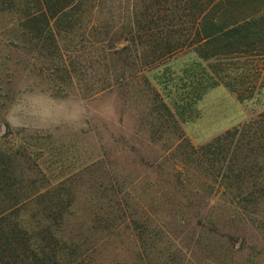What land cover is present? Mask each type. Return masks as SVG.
Listing matches in <instances>:
<instances>
[{"label": "rangeland", "instance_id": "rangeland-1", "mask_svg": "<svg viewBox=\"0 0 264 264\" xmlns=\"http://www.w3.org/2000/svg\"><path fill=\"white\" fill-rule=\"evenodd\" d=\"M125 6L109 0L101 15L120 26ZM22 23L0 13V156L36 187L70 183L76 213L66 224L88 238L90 264H264V202L245 213L192 165L177 181L181 139L155 132L164 121L151 88L167 104L179 99L176 77L192 55L124 68L134 77L119 81L123 62L102 59L98 27L62 25L38 41ZM257 69L249 98L222 85L205 92L178 121L182 138L198 147L262 112L264 57Z\"/></svg>", "mask_w": 264, "mask_h": 264}, {"label": "trees", "instance_id": "trees-1", "mask_svg": "<svg viewBox=\"0 0 264 264\" xmlns=\"http://www.w3.org/2000/svg\"><path fill=\"white\" fill-rule=\"evenodd\" d=\"M108 1L0 0V13L21 15L24 28L38 41L62 25L85 21L86 28L98 27L102 59L123 62L113 73L119 81L134 77L132 72L125 76L124 68H155L180 54L192 55L176 77L179 99L167 104L151 88L152 111L164 121L155 132L170 131L181 139L175 146L181 160L173 166L177 181L192 165L222 188L230 204L248 214L258 212L264 202V110L198 147L182 138L178 121L190 119L194 104L211 88L222 85L243 100L261 85L256 72L264 57V0H122L126 12L120 26L101 15ZM166 70L168 80L175 78ZM7 164L0 156V199L13 195L12 201L0 202V264L93 262L88 238L71 234L66 224L76 213L70 183L63 179L36 187L37 179ZM110 228L109 221L105 229Z\"/></svg>", "mask_w": 264, "mask_h": 264}]
</instances>
